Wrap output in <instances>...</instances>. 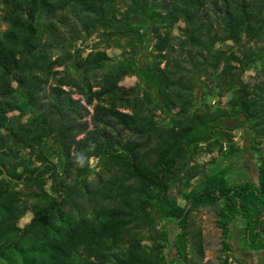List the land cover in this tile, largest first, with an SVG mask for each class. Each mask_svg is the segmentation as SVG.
<instances>
[{
	"label": "trees",
	"instance_id": "16d2710c",
	"mask_svg": "<svg viewBox=\"0 0 264 264\" xmlns=\"http://www.w3.org/2000/svg\"><path fill=\"white\" fill-rule=\"evenodd\" d=\"M120 2L0 0V26L7 24L0 29V264H168L162 218L178 220L173 246L182 264H193L189 248L200 241L191 238V213L219 201L224 236L242 217L247 245L264 250V145L254 146L261 152L257 183L231 186L213 173L202 188L183 192L185 205L171 194L203 172L191 162L205 145L226 141L230 153L239 150L226 117L244 114L264 144V81L243 79L264 60V0H128L125 9ZM44 15H72L86 36L99 31L124 55L111 63L107 49L84 55L71 45L55 57L65 43L54 20L40 34ZM179 21L185 34L176 41ZM147 29L155 40L149 55ZM243 35L255 44L241 54L217 48ZM67 60L76 76L57 69ZM213 72V85L233 95L226 107L192 111L198 81ZM126 75L139 82L122 85ZM160 109L176 111L165 122ZM120 130L131 137L123 140ZM92 158L95 181L88 178ZM28 212L31 220L20 225Z\"/></svg>",
	"mask_w": 264,
	"mask_h": 264
},
{
	"label": "rangeland",
	"instance_id": "374dc122",
	"mask_svg": "<svg viewBox=\"0 0 264 264\" xmlns=\"http://www.w3.org/2000/svg\"><path fill=\"white\" fill-rule=\"evenodd\" d=\"M125 1L128 0H121L120 2V7H122V9H125ZM70 16V18L67 19L60 15L55 18H49L44 15V17L38 19L40 34H46L48 24L52 20L55 21L60 29L65 45L57 47L54 50L53 55L55 57L61 54L64 47L67 48L71 45H73L72 49L75 47L82 48L84 55H87V53H89L92 49H95V47H99V49H107V52L112 57L111 63H115L124 55L122 48H116L114 46L108 47L106 42H104L102 37H100L99 31L94 32L91 36H86V32L81 30V25H75V17L72 15ZM6 27L7 24L2 23L0 29H5ZM145 30L143 29V31ZM184 34L185 23L183 21H179L173 27V35L176 36V41L183 39ZM151 38L152 30L147 29L146 39L150 40V42H146V54L148 55L154 50L153 44L155 40ZM238 41L232 38L218 44L217 48L234 50L238 54H241L244 48L255 44V42L250 41L249 37L246 35H243L242 39ZM142 56L144 57V54H142ZM234 64L237 63L234 62ZM187 66L190 70L189 73L194 75V78L198 80L194 74L195 70H192L189 63H187ZM64 68L69 69L70 74L76 76L72 61L67 60L64 66L57 67L59 70ZM221 69L222 65H220L217 72ZM208 71L212 72V68L209 67ZM217 72H213L210 77L206 75L201 76V79L198 81V84L194 89L195 106L192 108V111L196 110L205 103L210 104L213 108L226 107V102L233 95V91L230 90L222 95L221 90L213 85V79H216L218 76ZM243 79L251 83L264 81V60L247 69L243 74ZM137 82H139V78L137 76L126 75L121 81V84L131 86L135 85ZM14 85L16 86L17 84L14 83ZM65 89H68V87H65ZM49 91V88L45 91V101L50 99ZM73 97L75 99H79L80 95L74 93ZM82 103L88 107L90 111L93 110L92 107L87 106L84 101H82ZM175 111L176 110L169 112L160 109L157 110V113L162 117L163 121L169 122L173 113L175 114ZM86 118L90 120L91 113L87 115ZM223 124L230 128L229 130L233 135V140L239 147V150L234 153H230L229 143L226 141L223 142V146L221 148L218 146L210 149V147L204 144V149H202L200 153H197L191 162V164H199L203 172L191 181V186L189 188H184L183 185L179 184L173 186L171 189L172 196H174L181 205L186 204V201L183 198V192L188 193L193 189L202 188L205 183L206 174L221 173L226 178L227 183L231 186L245 183L247 181L253 183L258 182V165L260 162L259 157L261 152L257 151L254 146L259 145L258 147L262 149L264 144H262V142L257 144L258 139L255 138L253 131L250 129L249 121L246 119L244 114L233 117L228 116ZM118 134L123 140H128L131 137L126 130H120ZM81 136L83 135H80V137ZM51 144L52 142H50L49 145ZM22 151H20V154L23 155L24 151ZM54 160L57 161L56 158H54ZM97 161V158L91 159L90 163L94 168V171L89 174V180L95 181L97 178L96 173L99 170ZM72 180H70L69 183H72ZM222 206L223 202L219 201L218 204L201 206L192 211L190 217L191 238L193 240L198 239L200 241L199 249L194 248L192 244L189 248L192 263L223 264L224 260L228 259L227 264H264V250H254L246 243L245 220L242 217L238 216L230 222L229 234L227 237L224 236L223 228L220 224L221 216L219 214ZM32 216L33 213L28 212L21 219L20 225L23 226L29 222ZM158 225L166 227L170 233V240L165 248V255L168 264H182V259L179 257L176 248L173 246V239L179 231L178 220L174 218H162L158 222ZM200 251L202 252L200 253Z\"/></svg>",
	"mask_w": 264,
	"mask_h": 264
}]
</instances>
